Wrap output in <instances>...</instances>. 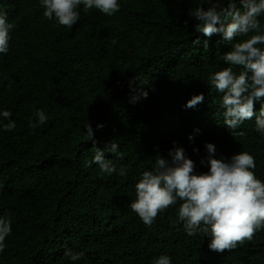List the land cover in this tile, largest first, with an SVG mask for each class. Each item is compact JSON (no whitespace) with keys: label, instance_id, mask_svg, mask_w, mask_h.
Wrapping results in <instances>:
<instances>
[{"label":"trees","instance_id":"1","mask_svg":"<svg viewBox=\"0 0 264 264\" xmlns=\"http://www.w3.org/2000/svg\"><path fill=\"white\" fill-rule=\"evenodd\" d=\"M199 2L119 0L112 16L81 6L80 20L68 29L45 19L38 0H6L15 28L9 53L0 55V110L12 112L16 128L0 130V216L12 222L0 264H73L66 251L83 253L75 264H153L160 255L172 264H264V230L216 253L202 233L185 234L179 202L150 227L128 206L141 174L174 146L198 173L208 170L200 164L205 143L215 145L217 158L247 151L264 181V136L254 129L255 116L229 133L220 94L207 84L210 73L227 67L220 57L231 45L195 31L187 13ZM133 79L132 87L148 92L135 104L129 102ZM201 93L202 103L184 107ZM259 109L254 102V112ZM37 110L47 123L32 130L28 121ZM86 122L95 146L84 133ZM97 123L104 127L96 130ZM111 141L118 152L105 158L126 167V176L88 167L96 148Z\"/></svg>","mask_w":264,"mask_h":264},{"label":"clouds","instance_id":"2","mask_svg":"<svg viewBox=\"0 0 264 264\" xmlns=\"http://www.w3.org/2000/svg\"><path fill=\"white\" fill-rule=\"evenodd\" d=\"M5 2L0 0V55L9 53L10 34L15 28L8 19ZM38 4L45 19L68 29L80 20L81 6L85 12L96 9L107 16L114 15L121 7L119 0H38ZM187 15L195 19L197 33L206 38L219 35L218 44L231 45V50L220 57L227 67L207 77V84L220 94L218 104L223 109V125L229 133H235L246 120L255 116L254 129L264 136V24L260 19L264 17V0H200L199 6L189 10ZM184 24L187 27V21ZM237 37L247 38L234 42ZM195 42L199 43V39ZM204 47L208 48L207 39ZM234 66H239L240 70L233 71ZM129 84L133 91L130 103L147 98V91L132 87L134 79ZM203 101V94H197L187 100L184 107L195 108ZM254 102L260 103L257 112L253 110ZM12 115L10 110H0V130L11 132L16 128ZM33 115L34 119L28 121L30 129L47 123L43 110ZM103 127L102 123L96 124V130ZM83 128L87 140L95 146L92 125L86 122ZM188 139L191 142L193 136L189 135ZM203 147L205 154L200 164L208 169L203 173L195 171L194 161L186 156L182 147L174 146L168 151L167 159L157 154L151 170L144 171L135 184V199L128 206L150 227L158 213L179 202L177 219L183 224L185 234L191 237L202 233L203 237H208L210 251L223 253L252 240L256 232L264 230V181L256 177L255 157L249 152L217 158L214 144L205 143ZM198 151L193 149L194 153ZM105 152L117 154L118 144L111 141L103 150L96 148L88 167L95 164L100 174L126 176L127 168H118L111 159L105 158ZM11 233V220L0 216V253L5 251V240ZM65 255L73 264L83 257L81 252L66 251ZM153 264H172V258L160 255L154 258Z\"/></svg>","mask_w":264,"mask_h":264}]
</instances>
